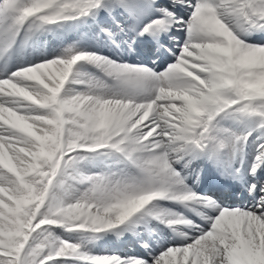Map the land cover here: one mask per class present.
<instances>
[{"label":"snow or ice","instance_id":"obj_1","mask_svg":"<svg viewBox=\"0 0 264 264\" xmlns=\"http://www.w3.org/2000/svg\"><path fill=\"white\" fill-rule=\"evenodd\" d=\"M0 264H264V0H0Z\"/></svg>","mask_w":264,"mask_h":264}]
</instances>
